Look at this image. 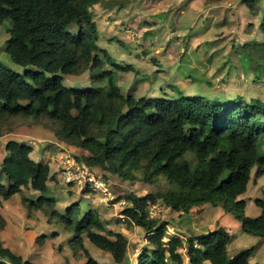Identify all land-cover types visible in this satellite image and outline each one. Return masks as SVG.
<instances>
[{
    "label": "trees",
    "instance_id": "16d2710c",
    "mask_svg": "<svg viewBox=\"0 0 264 264\" xmlns=\"http://www.w3.org/2000/svg\"><path fill=\"white\" fill-rule=\"evenodd\" d=\"M99 1L0 0V24L10 22L4 49L7 61L0 59V120L17 115L47 117L58 124L57 139L88 153L78 161L89 168L151 184L163 176L171 184L167 190L129 192L115 199L130 204L121 211L122 219L145 231L151 243L141 250L138 264H185L178 252L182 238L170 234L162 241L166 224L148 216V207L158 200L184 214L204 204L221 205L240 223L242 233L264 240V201L255 200L260 213L251 217L240 198L252 170L255 177L264 175V102L242 97L209 100L199 95L136 97L122 92L117 71L104 67L107 63L116 69L126 67L114 64L106 52L103 56L97 44L90 9ZM241 1L264 18V0ZM85 72H90L89 84H63L64 75ZM4 151L0 163L8 185L0 184L4 199L21 187L38 192L36 199L22 196V204L29 214L40 211L48 224L58 223L72 232L74 250L85 255L84 264L100 263L84 247L83 235L110 253L115 263L126 258L127 238L107 229L94 210L80 203L62 212L55 208L57 199L48 186L53 179L50 166L30 157V145L10 140ZM4 225L0 214V229ZM229 239L222 227L188 236V264H251L254 247L230 257ZM0 264L37 263L15 255L0 240Z\"/></svg>",
    "mask_w": 264,
    "mask_h": 264
},
{
    "label": "rangeland",
    "instance_id": "374dc122",
    "mask_svg": "<svg viewBox=\"0 0 264 264\" xmlns=\"http://www.w3.org/2000/svg\"><path fill=\"white\" fill-rule=\"evenodd\" d=\"M90 11L97 26L101 54L108 53L114 64L126 67L116 69L110 63L104 67L117 71V84L122 92L136 97L174 99L179 95H199L209 100L242 97L246 101L258 98L264 102V18L262 12L251 13L241 0H100ZM9 26V21L0 24L3 61H7L4 49ZM243 43L248 45L241 49ZM89 73L64 75L63 84L87 85ZM99 82L103 84L101 78ZM57 128V122L44 116L3 118L0 120V162L5 144L13 138L33 142L36 149L32 156L37 161L46 149L58 152L65 148L70 157L75 156V150L55 137ZM53 165L54 174L62 175L65 171L62 161L57 160ZM97 171L102 175L96 179L109 184L111 194L105 202L99 201L94 191L89 190L86 197L82 194L84 191L76 187L68 189L58 182L53 184L54 190L50 188V194L58 197L59 205L66 200L82 199L80 205L94 210L107 229L121 232L127 238L126 258L115 263L110 253L100 250L83 235L84 247L100 264H138L141 250L151 247V243L145 231L119 217L123 209L115 204L122 199H115L129 192L142 195L167 190L171 184L163 176L151 184L123 180L98 167ZM254 173L252 170L247 189L240 196L246 201V214L251 217L260 213L255 200L264 201V175L255 177ZM0 184L8 186L1 171ZM37 194L24 187L8 199L0 195V208H5L7 220V225L0 229L3 245L15 255L37 264H84L85 255L74 250L72 232L58 223H46L40 211L26 214L27 207L22 206L20 198H35ZM217 211V207L206 204L187 214L178 213L161 200L147 209L150 218L166 224L162 241L166 242L170 234L182 238L183 245L178 252L184 262H187L186 238L220 227ZM249 246L254 247L250 263L264 264V240L231 228L228 255L231 257Z\"/></svg>",
    "mask_w": 264,
    "mask_h": 264
},
{
    "label": "crops",
    "instance_id": "0c3cea01",
    "mask_svg": "<svg viewBox=\"0 0 264 264\" xmlns=\"http://www.w3.org/2000/svg\"><path fill=\"white\" fill-rule=\"evenodd\" d=\"M10 140H13V141H16V142H19V143H23V144H27V145H30L31 147H32V152L30 153V157L34 160V161H36V162H41V163H43V162H48V164H49V166H50V175H52L53 176V179L52 180H50L49 182H48V186H49V188H51L52 190H54L53 188H54V186H53V184L55 183V182H58L60 185H64V186H66V187H68V189H73L74 187H76V188H78L79 190H81V192L82 191H84L82 194L84 195V196H88V193H89V190H91L92 192L94 191L93 190V188H92V185H91V183H88V182H84L83 180H81V179H79V180H68L67 179V177H66V175H65V172H66V170H71V171H74V167H73V165L75 164V165H77V164H82V162H80V161H77L76 160V157L77 156H79V155H88V153L86 152V151H84V150H82V149H80V148H78V147H75V146H72V145H68L67 146V148H71L72 150H75L76 152H77V154L75 155V156H71L70 157V155L69 154H67V149H65V148H63V151H60V150H57L58 152H56L55 150H47L46 148V150H45V153L44 154H42L41 156H42V159L41 160H38L37 161V159H34L33 158V153L35 152V149H36V146L34 145V143L33 142H29V140H20V139H15V138H13V139H10ZM9 140V141H10ZM44 144H41V146H43ZM48 158L50 159L49 161H48ZM57 160H59V161H62V164H63V168H65V172H63V174L61 175V173H58V174H54V171H52V166H54L53 164H55V162L57 161ZM2 161V160H1ZM1 163V162H0ZM64 165H66V166H64ZM69 165V166H68ZM88 169H89V171L92 173V174H94L95 176H100V175H102L99 171H97V167H88ZM78 175H80V174H78ZM105 181V185L107 186V189L109 190V184L107 183V181L106 180H104ZM110 182V181H109ZM113 183L115 184V182L113 181ZM71 184H74V185H72L71 186ZM59 185V186H60ZM24 187H21V191L20 192H22V189H23ZM26 188H29V187H26ZM30 189V188H29ZM32 190V189H31ZM88 190V191H87ZM32 191H34V190H32ZM34 192H36V191H34ZM95 192V193H94ZM93 192V195L94 196H98V200L99 201H101V202H105L106 200L105 199H107L108 197L107 196H109L110 197V192L107 194V195H104V194H102L100 191H94ZM36 193H38V192H36ZM15 194H17V193H15ZM15 194H13V195H15ZM12 195V196H13ZM104 195V196H103ZM39 196V193L37 194V196L35 197V198H32V199H36L37 197ZM52 196H55L56 197V199H57V202H56V206H55V208L57 207H60V206H63L64 208H63V210L68 206V205H71V204H74V203H81L82 202V199H80V200H78V198L77 199H75V200H66V201H64V202H61L62 204H60L59 205V199H58V197L54 194H52ZM102 197L101 199H100V197ZM106 196V197H105ZM105 197V198H104ZM112 197V196H111ZM10 198V197H9ZM28 198V197H27ZM21 199V198H20ZM71 202V203H70ZM22 203V202H21ZM67 203H69V204H67ZM115 205H117V206H120V208H122V209H124L126 206H129L130 204L127 202V201H125V200H120V201H118L117 202V204H115ZM205 205L206 204H204V205H201V206H198V207H194V208H192L191 210H193V209H195V208H199V207H205ZM22 206L24 207V205L22 204ZM213 207V206H212ZM215 207H217L218 208V222H219V225H220V227H222V228H224V230L229 234V235H231V228H234V229H236V231H238L239 233H241V229H240V225H238V223L237 222H235V221H233V220H231L233 217L230 215V214H228V213H225L224 211H223V209H222V207H221V205H217V206H215ZM56 208V209H57ZM121 209V210H122ZM58 210V209H57ZM63 210H60L61 212L63 211ZM6 211H5V208H0V214L3 216V218H4V220H5V226L7 225V220H6V218H5V213ZM33 212V211H32ZM26 214L29 216V215H31L32 213H30L29 214V212H28V209H27V211H26ZM226 214H228V215H230L232 218H230V217H228ZM43 216V215H42ZM25 217H26V215H25ZM44 217V216H43ZM119 217H121L122 218V215L121 214H119ZM45 218V217H44ZM27 219V218H26ZM234 219V218H233ZM18 220V218L16 217V221ZM235 220V219H234ZM237 221V220H236ZM45 222H46V220H45ZM47 223V222H46ZM240 224V223H239ZM206 233V232H205ZM200 234H203V233H200ZM7 247V246H6ZM186 257H187V255H186ZM185 264H188V257H187V262H184ZM206 264H209L208 262H206Z\"/></svg>",
    "mask_w": 264,
    "mask_h": 264
},
{
    "label": "built area",
    "instance_id": "2783aa9c",
    "mask_svg": "<svg viewBox=\"0 0 264 264\" xmlns=\"http://www.w3.org/2000/svg\"><path fill=\"white\" fill-rule=\"evenodd\" d=\"M73 166L75 167V171H71V170H66V172L64 171L68 180L81 179L84 182L91 183L94 191H100L104 195H107L109 193V190L107 189V186L105 185V181L96 179V177H99V176H95L94 174H92L89 171L88 166H86L83 163L77 164V165L74 164Z\"/></svg>",
    "mask_w": 264,
    "mask_h": 264
}]
</instances>
